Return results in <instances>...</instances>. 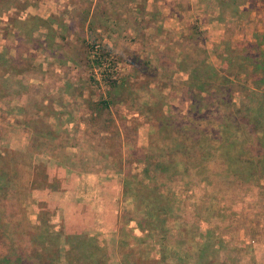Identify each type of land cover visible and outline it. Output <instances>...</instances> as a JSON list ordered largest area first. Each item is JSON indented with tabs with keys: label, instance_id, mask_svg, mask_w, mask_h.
<instances>
[{
	"label": "rangeland",
	"instance_id": "1",
	"mask_svg": "<svg viewBox=\"0 0 264 264\" xmlns=\"http://www.w3.org/2000/svg\"><path fill=\"white\" fill-rule=\"evenodd\" d=\"M203 1L0 0V264H264V0Z\"/></svg>",
	"mask_w": 264,
	"mask_h": 264
},
{
	"label": "crops",
	"instance_id": "2",
	"mask_svg": "<svg viewBox=\"0 0 264 264\" xmlns=\"http://www.w3.org/2000/svg\"><path fill=\"white\" fill-rule=\"evenodd\" d=\"M193 1H195V0H193ZM196 1L199 3L191 9L189 14L190 15H199L201 17L200 19H204L206 16H203L204 14H202V12H204L206 10V5H205L206 3L203 0H196ZM219 7H220V4L217 5L218 9H219ZM87 176L88 177L78 179V186H79L78 190L84 191V192H92V193L96 192L97 189L95 190V188H96L95 186H98V188H99L101 180L97 181L94 177H92V175H87Z\"/></svg>",
	"mask_w": 264,
	"mask_h": 264
},
{
	"label": "trees",
	"instance_id": "3",
	"mask_svg": "<svg viewBox=\"0 0 264 264\" xmlns=\"http://www.w3.org/2000/svg\"><path fill=\"white\" fill-rule=\"evenodd\" d=\"M257 141H258V143H260V145L262 147H264V137L263 136H257ZM259 157L264 159V152ZM238 161L241 164V166L245 167V171L244 172L237 173V177L239 178V180L241 182H244V181H246L249 178H253L255 176V174H250V172L247 170V166L250 164L249 160L247 158H243V160H241L238 157ZM44 233L46 234V239L49 240V241H51L52 239H54V241L55 240H61V233L53 232V231L50 230L49 227L44 229ZM84 240H86V238ZM88 241L89 240L87 239V242ZM33 246H34V244H33ZM44 246H45V243H44ZM72 249H74V248L71 246L70 250H72Z\"/></svg>",
	"mask_w": 264,
	"mask_h": 264
}]
</instances>
